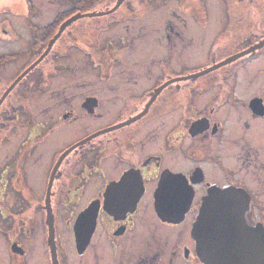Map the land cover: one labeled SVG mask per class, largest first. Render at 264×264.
<instances>
[{"label": "flooded vegetation", "instance_id": "flooded-vegetation-1", "mask_svg": "<svg viewBox=\"0 0 264 264\" xmlns=\"http://www.w3.org/2000/svg\"><path fill=\"white\" fill-rule=\"evenodd\" d=\"M99 1L0 0V264H205L212 191L264 228V0Z\"/></svg>", "mask_w": 264, "mask_h": 264}, {"label": "water", "instance_id": "water-1", "mask_svg": "<svg viewBox=\"0 0 264 264\" xmlns=\"http://www.w3.org/2000/svg\"><path fill=\"white\" fill-rule=\"evenodd\" d=\"M245 213L246 202L239 192L218 189L204 200L192 234L205 264H264V228L251 227Z\"/></svg>", "mask_w": 264, "mask_h": 264}, {"label": "rangeland", "instance_id": "rangeland-1", "mask_svg": "<svg viewBox=\"0 0 264 264\" xmlns=\"http://www.w3.org/2000/svg\"><path fill=\"white\" fill-rule=\"evenodd\" d=\"M180 1L181 0H168V2H166V3L161 2L160 5L158 6V8H155V10L152 13H150L148 16H146L141 21H138L136 24H139L140 26L141 25H148L149 26V25H152V23H153V25H155V26L162 27V26H165L167 23H169V20H167V19L171 18V19H173V23H175L177 25H183V15H182L183 12H182V7H181ZM110 2H111L110 0H101L99 2H91V3L87 4L85 7H83L82 10L85 12L104 11L111 5ZM207 3L209 6V10H211L213 13V9H214V11L216 10L215 5L217 7V3L214 2L213 0H207ZM221 6H223L222 2H221ZM51 12H49V14H47L46 16L50 15ZM104 18L100 19L98 17L96 19L105 20ZM107 18H109V17H107ZM96 19H92V20H96ZM80 22H84V20H81ZM189 25H195V24L190 23ZM181 69H182V65H179V66L175 65V71H174L173 75H181V74L185 73V69L184 68L182 70ZM64 246L66 249H68L67 252H69L70 242L68 239H66Z\"/></svg>", "mask_w": 264, "mask_h": 264}, {"label": "bare ground", "instance_id": "bare-ground-1", "mask_svg": "<svg viewBox=\"0 0 264 264\" xmlns=\"http://www.w3.org/2000/svg\"><path fill=\"white\" fill-rule=\"evenodd\" d=\"M83 217H85V216H83Z\"/></svg>", "mask_w": 264, "mask_h": 264}]
</instances>
